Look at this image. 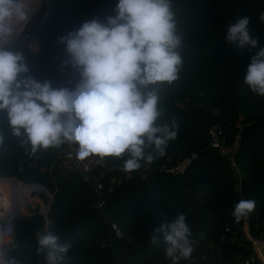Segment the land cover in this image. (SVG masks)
<instances>
[{"label":"trees","instance_id":"trees-1","mask_svg":"<svg viewBox=\"0 0 264 264\" xmlns=\"http://www.w3.org/2000/svg\"><path fill=\"white\" fill-rule=\"evenodd\" d=\"M116 2L44 0L12 46L19 47L31 61L32 76L62 87L61 73L74 68L62 66L69 57L59 37L85 21H104L115 15ZM174 8L185 50L179 79L162 90L163 119L175 118L179 125L177 137L169 141L163 156L151 163L141 162L131 172L122 170L123 158L106 157L107 167L100 171L103 188L98 191L78 172L51 167L54 157L50 149L32 154L27 145L21 146L11 134L6 113L0 112V132L5 137L0 147V176L40 184L54 196L48 223L39 214L14 219L13 242L6 253L21 264H45L36 247L38 234L46 230L71 242V264H171L164 245L151 244L150 234L160 221L178 212L185 214L197 240L191 264H220L217 254L229 264H237L239 254L244 259L252 254L242 234L246 220L254 235L264 228V97L252 93L244 83L251 55L248 47H237L225 35L229 23L248 16L251 35L264 45V22L259 20L264 0H175ZM28 38H37L38 52L27 48ZM239 116L243 117V130L236 172L209 147L207 130L215 120L230 123L228 135L233 137ZM188 158L191 162L183 172L175 170ZM240 199L253 200L255 207L247 217L235 221L231 213ZM101 200L100 210L95 205ZM111 221L118 223L121 236L109 233ZM227 226L239 241H229L232 233L225 232ZM212 243L217 245L213 247L216 255L211 254ZM116 248L121 249L120 255Z\"/></svg>","mask_w":264,"mask_h":264},{"label":"clouds","instance_id":"clouds-1","mask_svg":"<svg viewBox=\"0 0 264 264\" xmlns=\"http://www.w3.org/2000/svg\"><path fill=\"white\" fill-rule=\"evenodd\" d=\"M175 0H117L114 13L85 21L58 42L78 72L74 87L55 88L30 74V63L11 41L34 12L28 0H0V112L6 113L11 134L30 153L75 145V156L123 158L122 170L131 172L141 162L163 156L177 137L175 118L165 121L160 107L162 90L179 79L183 66L184 35ZM264 22V12L259 15ZM244 16L226 27V41L251 55L244 74L248 89L264 97V45L249 30ZM0 132V147L4 144ZM255 202L240 199L232 209L235 221L247 217ZM202 237V234H201ZM150 243L164 245L171 264L191 257L197 240L178 212L160 221ZM72 244L54 231L37 236L36 252L46 264H71ZM0 264H21L0 250Z\"/></svg>","mask_w":264,"mask_h":264},{"label":"built area","instance_id":"built-area-1","mask_svg":"<svg viewBox=\"0 0 264 264\" xmlns=\"http://www.w3.org/2000/svg\"><path fill=\"white\" fill-rule=\"evenodd\" d=\"M28 49L31 52H38L39 51V44L36 50H32L28 45ZM61 79L63 81V86L65 87L66 84L75 83L78 81L79 76L76 69L71 71H64L61 73ZM217 113V111H215ZM243 117L239 116L234 127L237 129V132L233 137H229L228 131L230 129V123L222 122L215 120L213 121L207 130V134L209 137V147L215 150L218 154H220L231 166V168L238 172L236 156L237 152L241 145L242 139V130H243ZM75 145L72 144H62L59 147L49 148L50 150L55 152L56 160L53 162L51 167L56 166L59 164L62 159L66 160L67 171H76L80 174L81 178L86 182H91L94 184L96 190L100 191L103 188V184L101 181L100 171L103 168L107 167L108 161L107 158H99L96 156H90L85 160H78L75 156ZM193 155L191 158H194ZM191 162V159L183 160L175 170L183 172L185 167ZM7 184L10 188V194H6L1 188V185ZM33 187V190L36 192H42L48 195V199L46 201H42L38 195H31L29 201H25V204H22L21 201L25 198L27 194V189ZM49 191L47 188L40 184L29 183L27 184L21 179L17 177H1L0 176V250L5 251L7 247L10 245L11 241H13L14 237V219L17 217V214L25 212L23 208L32 207L33 209H40L39 215L42 216L45 223H48V218L51 213V205L54 200V196L48 194ZM15 198V201L9 204V199ZM104 201H98L95 205L96 208L102 209ZM264 225V221H263ZM109 233L111 235L121 236V228L117 222L111 221L108 224ZM44 231H40L39 234L43 233ZM226 233H232L231 229L227 226L225 228ZM38 234V235H39ZM241 239V238H240ZM242 240L244 242L249 243L252 248V254L247 257L243 258L242 254L237 256V264H257L256 257L257 255L261 257V249L264 246V228L259 233V235H254L251 233L248 221L246 220L243 228ZM229 241L234 243L239 241V237L231 234L229 237ZM108 244H103L102 247H107ZM216 244H210L211 254H215V247ZM219 255L217 254L216 257ZM205 257V256H203ZM215 257V258H216ZM262 259V257H261ZM43 262L46 264L45 256H43ZM264 263V261L262 260ZM181 264H191L189 259L183 260Z\"/></svg>","mask_w":264,"mask_h":264},{"label":"rangeland","instance_id":"rangeland-1","mask_svg":"<svg viewBox=\"0 0 264 264\" xmlns=\"http://www.w3.org/2000/svg\"><path fill=\"white\" fill-rule=\"evenodd\" d=\"M43 1H44V0H40V6H39L38 9L41 8V6H42V4H43ZM25 29H26V26H25V27H22V28L19 30L18 35H17V36L11 41V43H14L15 40L17 39V37H18L19 35H21V34L23 33V31H25ZM20 31H21V32H20ZM25 42H26V37L23 39L22 44H25ZM38 44H39V43H38L37 38H28V41H27V48H28V45H29L30 48H31L32 50H36V49L38 48ZM51 152H52V153H51ZM51 152H49V153H51V155H53V157H54V158H53V162L57 161V160H56L55 152L52 151V150H51ZM56 167L59 168V164H57ZM27 184H29V183H27ZM34 184H36V183H34ZM48 191H49V190H48ZM49 193H50V194H49ZM49 193H48L49 195H52L50 191H49ZM11 201H12V200H11ZM21 202H22V201H21ZM23 209H24L25 212L17 214V217H27V216H32V215H34V214H39V211H40V209H38V208H37V209H33L32 207L23 208ZM115 252H116L117 255H120V253H121V249H120V248H116ZM263 254H264V253H263ZM256 262H257V264H263L261 257H259L258 255H257V257H256Z\"/></svg>","mask_w":264,"mask_h":264},{"label":"bare ground","instance_id":"bare-ground-1","mask_svg":"<svg viewBox=\"0 0 264 264\" xmlns=\"http://www.w3.org/2000/svg\"><path fill=\"white\" fill-rule=\"evenodd\" d=\"M28 3H30L31 4V6H32V8L34 9V12H33V14L34 13H36L37 12V10H38V8H39V6H40V0H28ZM32 14V15H33ZM31 15V16H32ZM23 27V26H22ZM21 27V28H22ZM21 32V31H20ZM4 183H6V184H4V185H1V189L7 194H10L11 192H10V188H9V185L7 184L8 182H4ZM33 190V187L32 188H30V189H27V194H26V196H25V198L22 200V204H25V201H29L30 200V197H31V195H32V193H31V191ZM34 193V192H33ZM12 200V201H11ZM15 201V198H12V199H9V204H11L12 202H14ZM264 246H263V248L261 249V257H262V260L264 261Z\"/></svg>","mask_w":264,"mask_h":264},{"label":"water","instance_id":"water-1","mask_svg":"<svg viewBox=\"0 0 264 264\" xmlns=\"http://www.w3.org/2000/svg\"><path fill=\"white\" fill-rule=\"evenodd\" d=\"M39 11V9L37 10V12ZM36 12V13H37ZM36 13H34L31 17H30V19H29V21L33 18V16L36 14ZM27 25V24H26ZM26 25H24L23 27H25ZM236 189H240V184H237L236 185ZM33 195H38L39 197H40V199L42 200V201H46L47 199H48V195H46L45 193H42V192H36V191H34V193H32V196ZM216 259V261L218 262V263H220V264H229L223 257H222V255H219L218 257H216L215 258Z\"/></svg>","mask_w":264,"mask_h":264},{"label":"crops","instance_id":"crops-1","mask_svg":"<svg viewBox=\"0 0 264 264\" xmlns=\"http://www.w3.org/2000/svg\"><path fill=\"white\" fill-rule=\"evenodd\" d=\"M59 169L60 171H67V165H66V160L62 159V161L59 162ZM13 241H11L10 245L12 244ZM8 246V247H9ZM264 264V263H263Z\"/></svg>","mask_w":264,"mask_h":264}]
</instances>
